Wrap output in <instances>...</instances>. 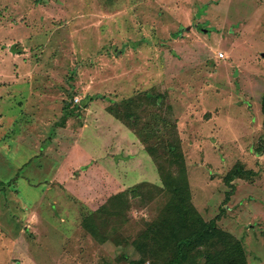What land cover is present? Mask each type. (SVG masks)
I'll return each mask as SVG.
<instances>
[{
    "label": "rangeland",
    "instance_id": "obj_1",
    "mask_svg": "<svg viewBox=\"0 0 264 264\" xmlns=\"http://www.w3.org/2000/svg\"><path fill=\"white\" fill-rule=\"evenodd\" d=\"M140 92L172 107L197 209L264 264V0H0V264L136 257L171 198L107 110Z\"/></svg>",
    "mask_w": 264,
    "mask_h": 264
},
{
    "label": "trees",
    "instance_id": "obj_2",
    "mask_svg": "<svg viewBox=\"0 0 264 264\" xmlns=\"http://www.w3.org/2000/svg\"><path fill=\"white\" fill-rule=\"evenodd\" d=\"M261 104L264 126V95ZM107 110L143 138L161 177V188L171 195L152 227L132 244L136 257L125 255L129 264H249L243 242L219 226L220 214L207 220L195 206L178 122L165 96L140 92L120 102L111 100ZM255 154L264 155V134ZM252 173L242 165L231 168L224 178L230 188L225 204L235 190L234 181ZM139 189L135 186L130 191L139 195ZM215 243L217 247L211 250Z\"/></svg>",
    "mask_w": 264,
    "mask_h": 264
},
{
    "label": "crops",
    "instance_id": "obj_3",
    "mask_svg": "<svg viewBox=\"0 0 264 264\" xmlns=\"http://www.w3.org/2000/svg\"><path fill=\"white\" fill-rule=\"evenodd\" d=\"M20 131H25L24 129H21ZM23 134V133H22ZM7 137V136H6ZM6 137H3L1 140H3V139H5ZM33 138V137H32ZM15 140V139H14ZM13 140V141H14ZM16 140H19V142L18 141H14V142H16V144L18 145L19 144V148H25L26 146L25 145H23L22 143H20V142H24L23 140H25V141H27V140H30V141H32V139H30L29 137H24V136H19V139H17L16 138ZM8 148H9V146H7ZM5 145H2L1 143H0V149L1 150H6V149H8ZM30 148H32V147H30ZM29 148V149H30ZM22 150H23V154H24V149H20V151H21V153L18 155V150H17V148H16V151H17V155H16V157L18 158V161L19 162H25L26 161V159H25V161L24 160H21L23 157H20V156H23L22 155ZM37 153H35V155H36ZM39 154V153H38ZM31 155H33V153H31L30 154V156ZM30 159V158H29ZM21 160V161H20ZM31 162H32V160H31ZM51 178H52V176H51Z\"/></svg>",
    "mask_w": 264,
    "mask_h": 264
},
{
    "label": "built area",
    "instance_id": "obj_4",
    "mask_svg": "<svg viewBox=\"0 0 264 264\" xmlns=\"http://www.w3.org/2000/svg\"><path fill=\"white\" fill-rule=\"evenodd\" d=\"M221 56H222V57H224V55H223V54H221ZM75 101H76V102H78V101H79V99H78V98H76V99H75Z\"/></svg>",
    "mask_w": 264,
    "mask_h": 264
}]
</instances>
